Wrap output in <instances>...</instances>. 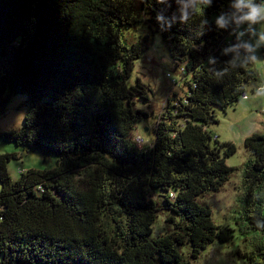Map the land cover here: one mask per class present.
Returning a JSON list of instances; mask_svg holds the SVG:
<instances>
[{"label": "trees", "instance_id": "1", "mask_svg": "<svg viewBox=\"0 0 264 264\" xmlns=\"http://www.w3.org/2000/svg\"><path fill=\"white\" fill-rule=\"evenodd\" d=\"M237 2L0 0V115L7 91L27 103L23 127L0 138L57 158L13 180L8 163L18 154H0V264H190L230 240L233 230L216 225L201 198L234 171L226 165L234 144L209 130L215 108L239 102L258 80L235 35L248 12ZM139 24L159 34L180 76L173 84L187 87L167 97L142 147L135 130L149 114L137 105L149 89L127 80L148 37L125 36ZM244 147L252 158L242 179L251 246L243 256L264 264V133ZM161 211L172 231L149 238Z\"/></svg>", "mask_w": 264, "mask_h": 264}, {"label": "rangeland", "instance_id": "2", "mask_svg": "<svg viewBox=\"0 0 264 264\" xmlns=\"http://www.w3.org/2000/svg\"><path fill=\"white\" fill-rule=\"evenodd\" d=\"M198 10V5L192 7ZM137 32L133 29L126 30L127 39H143L148 37L147 49L134 61L133 71L127 80L128 85H135L137 80L147 85L149 91L148 103L138 104L137 108L146 111L149 117L137 124L134 141L142 147L151 141L153 137L152 127L154 119L160 113L167 97L172 94L182 96L187 87L182 84L174 85L173 79L180 80L178 70L169 57L166 44L162 42L158 33H152L143 24H139ZM244 31V33H243ZM235 35L248 53V63L245 66L254 70L258 80L246 87V99L229 106L225 111L215 108L217 124L209 126L213 135L218 136L219 142H231L236 151L226 158V165L232 167L229 180L219 192H209L201 198L211 210L212 221L221 228L233 230L228 242L221 243L218 240L208 245L201 251L197 259H191L190 264H252L243 256L244 252L251 251L248 235L244 232L246 226L242 220L245 210L243 199L242 179L243 172L252 156L244 147V139L252 133H264V96L258 95L252 88L264 87V20L257 23L247 21L241 23L235 29ZM231 37V36H229ZM168 73L171 77H168ZM3 113L0 115V131L20 130L24 124V116L27 111L26 97L16 92L10 93ZM143 140V141H142ZM17 153L18 158L8 163V172L13 180L20 177L21 171L35 169H51L56 164V156L53 154H40L32 149L16 146L0 138V154ZM171 213L161 211L152 225V233L149 238L172 231V223L169 221ZM184 256L191 254L189 246L181 247Z\"/></svg>", "mask_w": 264, "mask_h": 264}, {"label": "clouds", "instance_id": "3", "mask_svg": "<svg viewBox=\"0 0 264 264\" xmlns=\"http://www.w3.org/2000/svg\"><path fill=\"white\" fill-rule=\"evenodd\" d=\"M236 7L238 9H248L247 14L241 17L242 20L251 23H257L264 20V5H255L253 0H238ZM223 23V21H221ZM258 95L264 96V87L258 90Z\"/></svg>", "mask_w": 264, "mask_h": 264}, {"label": "built area", "instance_id": "4", "mask_svg": "<svg viewBox=\"0 0 264 264\" xmlns=\"http://www.w3.org/2000/svg\"><path fill=\"white\" fill-rule=\"evenodd\" d=\"M243 33H244V31H243ZM169 75V74H168ZM173 82H174V79H173ZM259 90V89H261L260 87H256L254 90H253V92L255 91V90ZM248 97V95L245 93L244 95H243V98L244 99H246Z\"/></svg>", "mask_w": 264, "mask_h": 264}]
</instances>
